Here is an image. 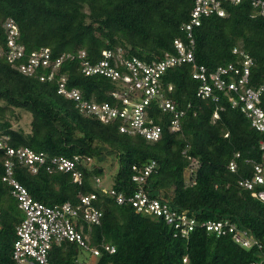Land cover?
Returning a JSON list of instances; mask_svg holds the SVG:
<instances>
[{
  "label": "trees",
  "instance_id": "obj_1",
  "mask_svg": "<svg viewBox=\"0 0 264 264\" xmlns=\"http://www.w3.org/2000/svg\"><path fill=\"white\" fill-rule=\"evenodd\" d=\"M191 8V0H0V46L4 49L6 45L4 22L12 18L26 53L48 47L55 58L83 49L96 61L103 49L122 47L126 56L150 61L174 50L173 40L184 37L181 26L189 21ZM224 8V17H205L194 27L195 60L211 70L235 61L232 48L241 45L255 62L253 83L258 84L264 76V17L254 15L249 1L225 3ZM78 67V59L65 60L52 81H41L21 73L1 53L0 100L5 104L0 105V134L7 135L14 147L29 146L49 156L84 154L92 158L80 167V184L73 182L70 173L41 169L32 174L21 164L13 167L15 178L29 194L47 204H75L81 193L96 194L94 204L102 210V217L99 224L83 223V233L91 246L105 242L115 251L92 256L90 264H249L261 259L264 204L239 186L238 180L251 173L252 161L261 160L259 141L264 133L253 129L223 93L218 101L197 97L198 81L190 75L191 66L184 64L168 69L164 76L174 86L169 96L186 108L180 129L170 131L167 116L158 111L154 115L163 128L158 140L126 135L116 123L84 115L73 100L57 93L56 79L66 74L67 86L80 89L83 97L111 100L108 91L114 83L103 76H85ZM13 108L31 113L29 131L14 128L4 116L7 110L13 115ZM216 108L219 118L213 122ZM235 153H239L238 166L231 171L228 164ZM102 154L118 161L111 184L116 190L132 193L136 188L132 166L154 160L156 168L144 183L151 196L167 200L173 209L199 222L227 218L246 229L261 246L244 248L231 235L216 236L199 224L184 238L163 218L137 213L127 202L118 204L95 182L103 171ZM4 159L0 150V264H15L11 250L23 212L1 180ZM192 159L198 165L187 176L185 169ZM81 251L75 242L54 244L49 262L85 264L79 259Z\"/></svg>",
  "mask_w": 264,
  "mask_h": 264
},
{
  "label": "built area",
  "instance_id": "obj_2",
  "mask_svg": "<svg viewBox=\"0 0 264 264\" xmlns=\"http://www.w3.org/2000/svg\"><path fill=\"white\" fill-rule=\"evenodd\" d=\"M192 8L190 19L181 26L184 37L173 40V51H166L157 59L143 60L137 56H126L122 47L103 49L101 58L92 61L87 57L85 50L76 53L63 52L53 58L50 48L40 47L25 52L24 45L19 41V31L12 18L4 22L6 45L3 53L6 59L21 73L36 76L41 81H52L55 73L65 60H79V71L85 76H103L114 83L108 91L111 100L96 101L82 96L77 87L67 86V75L61 74L57 79V93L74 101L76 108L84 115L93 116L103 123H116L121 133L129 136H140L147 141H156L162 135V124L155 118L154 113L160 111L167 116V125L170 131L180 129V120L186 108L179 106L170 96L174 86L164 79L168 69L175 66L189 64L190 75L198 81L196 96L201 99L218 101L220 93L227 97L232 108L241 111L248 119L250 126L260 133H264V76L258 84L253 83V58L242 48L236 45L232 53L237 59L213 69L197 63L194 55L195 26L209 16L224 17L225 3L238 4L249 1L254 15L264 17V0H191ZM189 106V104L187 105ZM219 118L216 110L212 121ZM9 137L0 134V150L3 151L4 174L1 180L10 188V195L17 200L18 208L23 217L15 227V239L12 244L11 255L15 264H50L49 251L54 244L63 241L77 243L87 250L91 256L99 255L102 251L113 253L115 247L109 243H101L99 247L91 246L88 236L83 233V223L88 225L99 224L102 210L94 201V192L79 195L77 203L70 201L47 204L34 199L26 187L15 178L13 167L15 163L29 169L32 174L45 169L47 173L62 171L70 173L73 182L82 181V165H88L92 158L84 154H73L70 157L49 156L44 151H36L29 146H11ZM262 150L261 160L252 161L251 173L239 178V186L249 190L251 195L264 204V139L259 141ZM228 164V169H237L236 158ZM197 161L192 159L185 169L187 176L194 173ZM134 173L131 180L136 188L127 194L109 186H103L100 177L95 182L101 191L113 197L118 204L130 203L135 212L150 216L161 217L181 237L188 238L198 224L208 233L216 236L231 235L232 239L244 248L254 245L261 246L246 229L238 227L235 222L225 219L207 218L197 221L184 211L173 209L167 200L151 196L144 188L146 178L156 168L154 160L141 166H132ZM190 182H194L193 180ZM186 261V258L183 259ZM249 264H264V257L253 260Z\"/></svg>",
  "mask_w": 264,
  "mask_h": 264
},
{
  "label": "rangeland",
  "instance_id": "obj_3",
  "mask_svg": "<svg viewBox=\"0 0 264 264\" xmlns=\"http://www.w3.org/2000/svg\"><path fill=\"white\" fill-rule=\"evenodd\" d=\"M4 104L5 103L2 100H0V105H4ZM13 111H14V114L11 115L9 111L7 110L4 116L10 119L14 128H20V129H23L24 131H29L31 113L24 109H19V108H13ZM101 156L105 158V161L102 162L103 171L100 174L101 183L103 186L109 187L111 186L113 182L114 174L117 171L118 161L112 155L102 154ZM98 157L94 159H97ZM91 258H92L91 254L87 250L82 249L79 255V259L81 261H84L85 264H90Z\"/></svg>",
  "mask_w": 264,
  "mask_h": 264
}]
</instances>
